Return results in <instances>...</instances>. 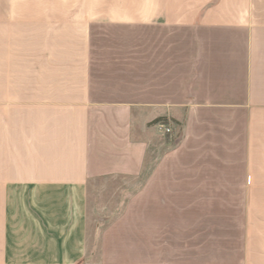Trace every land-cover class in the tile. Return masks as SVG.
Listing matches in <instances>:
<instances>
[{
	"label": "crops",
	"instance_id": "1",
	"mask_svg": "<svg viewBox=\"0 0 264 264\" xmlns=\"http://www.w3.org/2000/svg\"><path fill=\"white\" fill-rule=\"evenodd\" d=\"M0 264H264V0H0Z\"/></svg>",
	"mask_w": 264,
	"mask_h": 264
},
{
	"label": "rangeland",
	"instance_id": "2",
	"mask_svg": "<svg viewBox=\"0 0 264 264\" xmlns=\"http://www.w3.org/2000/svg\"><path fill=\"white\" fill-rule=\"evenodd\" d=\"M185 122L186 119L181 118L163 119L153 123L151 129L162 138V143L159 144L157 153H151L150 159H159L166 149L173 148L180 143L184 135ZM140 182L143 181L138 178H130L102 181L90 185V193L108 192L115 195L109 200L108 209L104 210H101V207L97 206L98 201H90V206L88 207V226L96 229V237L99 234L101 226L112 222L121 213L129 197L139 191L142 184ZM93 204L95 205L93 206ZM228 219L231 218L228 217ZM228 254L232 253L228 250Z\"/></svg>",
	"mask_w": 264,
	"mask_h": 264
},
{
	"label": "trees",
	"instance_id": "3",
	"mask_svg": "<svg viewBox=\"0 0 264 264\" xmlns=\"http://www.w3.org/2000/svg\"><path fill=\"white\" fill-rule=\"evenodd\" d=\"M160 120H163V119H158V120H156V121H160ZM156 121H155V122H156Z\"/></svg>",
	"mask_w": 264,
	"mask_h": 264
}]
</instances>
